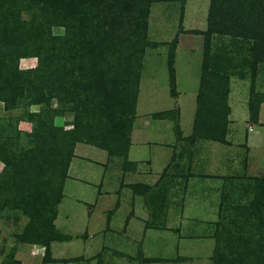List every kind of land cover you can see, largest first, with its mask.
Listing matches in <instances>:
<instances>
[{
  "label": "rangeland",
  "instance_id": "obj_1",
  "mask_svg": "<svg viewBox=\"0 0 264 264\" xmlns=\"http://www.w3.org/2000/svg\"><path fill=\"white\" fill-rule=\"evenodd\" d=\"M209 3L210 0L153 1L150 4L147 19V43L144 44V54L138 59L139 61L134 56L129 58L131 62L138 63L135 66V71L138 73V77L136 76L137 82L135 83L134 78H132L134 81H130L131 85H129V88L136 90V102L138 101L137 105H135L136 114L139 117V115L147 111H160V116L167 118L163 121L157 119L154 121L163 122L161 123V134L151 131L145 135L162 139L170 144H174V141H176V145H172L174 152L172 156L175 155L174 157L178 156L179 158L181 156V159L178 158L179 164L177 168L175 167L177 174H180V176L200 175L198 171H193L192 168H189L188 159H186L189 155L187 145H193V140L201 142L203 139H211L209 136L200 135L205 131V126L201 125L202 118L197 119L196 130L193 127L195 119L194 122L192 121L195 110L197 111L201 107L206 109L207 106H210L213 113L219 112L218 123L213 127H215L214 129L218 132V135H221L222 131L225 132L230 113L229 109H231L227 99L229 73L227 70L225 71L226 73L218 72L225 66L227 68L232 66L231 62H234V60H230L231 62L228 64V60L222 61V58H229V53L234 50L230 48L236 46L235 50H239L234 55L238 60L237 63H245L247 55L249 61L251 60L249 70L248 66L241 64L238 67L239 71L247 69L253 72V66L255 68L252 62L253 57L250 53L252 41L247 42V40L239 37L214 33L210 35L208 43H205ZM19 11L20 13L17 15L21 19H33L31 11L24 9ZM7 15H10L9 11ZM5 19V15L1 13L0 22ZM126 26L119 31H115L116 34L124 38L130 37L134 40L136 36L131 33L133 25L129 24V26ZM109 28L108 24L103 27L104 30H109ZM64 33L62 26L51 27V34L53 35H62ZM108 33L110 34V30ZM210 39L212 40L210 41ZM174 41H176V44L172 48ZM141 42L144 43L143 41ZM210 42L214 43L211 45ZM140 45L141 43H139ZM51 46L50 42L43 44L41 49L42 56L49 53ZM211 46L218 52L215 53L214 57H208L204 60V52ZM2 52L8 57L12 55V51L8 48H4ZM65 52L59 53L55 51L52 56L44 58L43 67L40 65L39 56H36L33 51L18 60L17 66L20 70H37L39 67L41 68L40 71H37L39 82L45 85V94L52 97V99L50 100L51 102L45 101L43 104H33L29 102L28 97H25L18 100L16 106L10 109H5L3 107L4 102L0 100V134L9 138L6 147L12 149L15 153H22L33 148L34 139L30 133L33 132V128L38 125L39 121L52 119L56 126H62L66 130L74 128L72 119L74 116L75 93H73V89L68 88V85L72 78L84 80L83 73L87 76L86 70L90 60L84 55L83 51L80 53V51L75 50L72 54ZM171 52H173L172 66L178 78V86L175 76L174 90L171 89L169 91L171 87L169 76ZM106 57L107 63L110 64L114 61L112 55L107 54L105 55ZM51 63L56 64L53 67L57 70L60 77L59 84L61 86L59 87L52 82L55 79L52 76V70H50L52 69ZM4 65L7 66L6 63ZM82 66L85 70L81 69ZM48 69L50 70L49 72ZM111 71V74L115 72V70ZM235 71L237 72V70ZM241 73L243 75V72ZM237 75H239L238 72ZM249 75L246 78L247 81L250 79ZM203 77L208 79L207 84L205 82L200 83ZM87 78L90 77L87 76ZM92 79L90 78V80ZM243 85L246 88L250 87L247 82ZM201 87L203 93L199 95ZM256 88L255 86V90ZM57 89H59V93H56ZM77 90L87 91L82 90L80 87ZM92 91H97V86L94 85L88 88L89 95H92ZM249 91H254V87L251 86ZM196 92L198 95L195 98ZM58 94L60 96L57 97L56 95ZM252 97L251 95L250 99ZM254 102H256L255 99ZM248 104L247 122L253 123L258 118L259 106L252 105L251 102ZM60 110H70V112L60 115ZM96 114L98 115L99 113L96 111ZM91 116L88 118H91ZM98 118L95 115L93 121L97 120L98 122ZM144 119L146 120V118ZM139 121L144 120L140 118ZM97 122H92V124H102ZM204 125H207V122ZM5 140L3 139L4 142ZM210 144L217 146V148L223 146L212 142ZM79 147L80 150L77 153L80 152L82 155L89 153L88 150L90 152L93 150L89 146L80 145ZM209 152L212 155L211 158H214L215 153L211 147ZM231 157L234 158V161H230V163L234 164L233 171L230 170L231 167L229 166L228 168L230 169L224 168L225 176L210 175L209 177L212 178L210 183L190 185L187 191L183 190V180L181 179L178 182V188H175L177 190L175 192L176 199L171 202V205L164 206L171 197L173 198V194L170 193L173 189L169 186L170 182L168 181L166 186L169 187L165 190L166 194H161L163 205L159 206L156 200V203L150 202L153 205L151 207L149 206L150 203L147 202L146 210L138 211L141 218L145 220L148 218L146 213H149L148 215L150 216V212H152L148 219L149 225H144L146 228H150V232L149 234L147 233L146 237L144 236V240L142 238L139 242L140 249L144 248L143 254L146 257H142L136 247L123 248V242H114L112 244L113 247L116 244V248L122 247L130 255L125 256V258L121 257L120 254L112 255L110 252L103 250L96 257V264H238V255L243 250L242 246L249 244L256 250V253L260 254L261 249L258 247L264 245V209L257 213H249L248 208L251 205L250 202L253 201L257 194L258 180H264V139L260 141V144L258 143L257 147H252L248 152L247 148L243 147ZM171 163L172 161L162 169L165 174L170 172L171 168L168 165ZM248 163L251 164L247 167ZM216 165L219 167L222 163L217 162ZM84 167L88 168L87 163L80 162L82 170H80L79 176L92 187V192L88 198L90 199L89 201L94 203L97 185L104 171L102 166L94 169H83ZM4 169V164L0 161V179ZM112 173V168H109L105 173V178ZM218 178L220 179L218 180ZM86 182H80L79 184L68 182L66 184V196L60 206V210H62L60 216L62 218L65 215L68 216V220L64 225L66 229L61 228L65 231L74 232L85 223L86 208H80L76 204L75 195H77L79 187H86ZM155 192V195L159 196L160 192ZM100 201L99 199L93 211L95 215H99V211L104 208L102 201ZM169 212L172 215L171 218L167 217ZM28 222L29 217L21 210L5 208L1 211L0 264H42V255L46 259L45 245L24 243L16 237L17 234L23 231ZM259 224L262 225L261 228H258ZM238 235L243 242H237L236 236ZM79 243L75 241L65 243L70 245L66 248V254L64 255L77 254V247L78 249L82 247ZM107 243L109 242L106 241L104 244L106 245ZM98 249L101 248L98 247ZM89 251L91 250L89 249ZM28 252H30L29 255L26 254ZM99 252L100 250L96 251L95 254Z\"/></svg>",
  "mask_w": 264,
  "mask_h": 264
},
{
  "label": "trees",
  "instance_id": "obj_2",
  "mask_svg": "<svg viewBox=\"0 0 264 264\" xmlns=\"http://www.w3.org/2000/svg\"><path fill=\"white\" fill-rule=\"evenodd\" d=\"M153 1L0 0V14L6 17L0 22V100L4 102L5 109L15 107L18 100L25 97L33 104L51 102L52 99L46 96L45 85L39 82L37 71L41 68L20 70L17 66L19 58L33 51L39 56L42 65L44 58L52 56L55 51L72 54L78 50L80 53L83 51L90 60L86 74L93 79L90 80L83 73L84 80L72 78L68 85L75 93L72 119L74 128L66 130L56 126L52 119L39 121L30 133L34 139L33 148L22 153L7 148L9 138L0 134V161L5 167L0 179V214L5 208L21 210L26 214L29 222L16 237L24 243L45 245L46 255L49 254L50 241L57 237L53 220L56 206L62 198L63 184L75 144L84 141L116 153L126 150L136 105V90L129 88V85L130 81L135 80L136 83L138 77L135 71L138 63L131 62L129 58L134 56L139 61L144 54L147 19ZM21 9L31 11L33 19H21L17 15ZM8 11L10 15H7ZM107 24L110 26V34L109 30L103 29ZM129 24L133 25L131 33L136 36L134 40L115 32ZM52 26H62L65 33L51 34ZM214 33L252 41L250 53L253 65L264 62V0H210L206 44ZM47 42L52 46L49 53L42 56L41 49ZM175 44L176 41L172 48ZM4 48L12 51V55L8 57L2 52ZM107 54L114 57L110 64L105 58ZM172 62L173 52L170 55L169 76L171 89L174 90L175 70ZM51 65L50 70L55 79L52 82L59 87L60 77L53 67L56 64ZM81 69L85 70L83 66ZM111 70L115 72L111 74ZM202 82L207 84L208 79L203 77L200 80ZM94 85L97 91L89 95L88 88ZM78 87L87 91H78ZM58 90L56 93H59ZM202 93L201 87L199 95ZM68 112L70 110L59 111L60 115ZM90 115L91 118H88ZM95 115L99 117L98 122L93 121ZM218 117L220 113H213L212 107H201L196 111L195 130L197 119L202 118L201 125L205 126V131L200 135L224 141L221 138L224 132L218 135L213 127L217 125ZM206 122L207 125H204ZM3 139H6L5 142ZM257 185V194L250 202L249 213L264 209V180H258ZM261 226L259 224L258 228ZM236 240L243 242L239 235ZM242 248L238 264H264V245L258 247L261 249L260 254L250 244Z\"/></svg>",
  "mask_w": 264,
  "mask_h": 264
},
{
  "label": "crops",
  "instance_id": "obj_3",
  "mask_svg": "<svg viewBox=\"0 0 264 264\" xmlns=\"http://www.w3.org/2000/svg\"><path fill=\"white\" fill-rule=\"evenodd\" d=\"M211 40L212 39H210V41ZM213 43L210 42L211 45ZM235 48L236 46L231 47L230 49H234L231 52L229 49V58H222V61L228 60V64L231 62L230 60H234V62H231L232 66L227 68V66L224 65L225 67L218 72L226 73L225 71L227 70L229 73L227 99L231 109H229L230 113L225 126V132L221 135L224 141L203 139L200 142L199 140H193L192 144L194 146L187 145L189 155L186 159H188L189 168H192L193 171H198L200 175L180 176V174H177L175 167L177 168L179 164V157L177 155V157H174L175 155L172 156L174 153L172 145H176V141H174V144H170L162 139H156L155 137L151 138L145 135L151 131L161 134V123L163 122L154 121L156 119L163 121L167 118L161 117L160 111H147L143 113L144 115H139L144 121H139L140 118L138 114H136L135 107L132 125L127 136V147L123 153H116L112 150L109 151L107 148L84 141L76 143L63 184L62 198L57 205V213L53 221L55 230L57 231V237L49 244V254L46 256V259H44L42 255V264H96L97 261L95 259L103 250L110 252L112 255L120 254L121 257H125L130 254L126 253L123 248H130L131 246L136 247V250L142 257H146L145 254H143L144 248L140 249L139 242L142 238L144 240L147 233L149 234L150 232V228H146V226L149 225L148 219L152 215V212H150V216L148 215L149 213H146L148 218L145 220L141 218L138 211L146 210L147 202L156 203L157 200L159 206H162L163 200L161 194L165 193V190L170 186L173 189L170 191V193L173 194V198L171 197L164 206L171 205V202L176 199L175 192H177V190H175V188H178L179 180H183L182 187L185 191L193 184L201 185L210 183L212 181H210V179H212L209 177L210 175H224V170L230 169L228 166L231 167L230 170L233 171L232 168L234 164L230 163V161H234V158H232L231 155L237 154L243 147H246L248 152L252 147H257L258 143L260 144V141L264 139V62L257 63L255 68L253 66V72L251 70L248 71L251 60L249 61L247 55V60H245V63L241 64L248 66V70L239 71L238 67L241 66V64L237 63L238 60L235 58L236 56H234L239 50L236 51ZM217 52L218 50H215V48L213 49L212 46L209 47L204 52V60L208 57H214ZM235 70H237L239 75H237ZM241 72H243V75ZM248 75L250 77V83L249 80L247 81L246 79ZM175 76L178 86L176 72ZM246 82L250 87H254V91H249L250 87H244L243 84ZM255 86L257 87L256 90ZM169 91H171V87ZM177 91L179 90L177 89ZM170 94L172 95L171 92ZM197 95L198 93L196 92L195 98ZM251 95L253 97L250 99ZM253 98L256 102H254ZM249 102H251L252 105L255 104L259 106L258 118L254 120L253 123L247 122ZM195 112L196 110L194 111L192 122H194L195 119ZM144 118H146V120ZM210 142L223 146L217 148V146H213ZM189 144L191 143L189 142ZM80 145L89 146L93 150H91V152L88 150L89 153L82 155L80 152L77 153V151L80 150ZM210 147L215 153L214 158H211L212 155L209 152ZM179 159H181V156ZM170 161H172V163L168 166L171 170L165 174L162 169H164ZM80 162L87 163L88 165V168L84 167L83 169H94L95 167L102 166V170L104 171L97 185L94 203L89 201L90 199L88 198L90 196L89 194L92 192V187L79 176V172L82 170L80 168ZM217 162L222 163V165L218 167V165H216ZM250 164L251 163H248L247 167ZM109 168H112L113 173L105 178V173ZM219 179L220 178H218V180ZM168 181L170 185L166 186ZM68 182L76 184L86 182V187H79L77 195H75L76 204L80 208H86V219L83 226L78 227L74 232L61 229L65 228L64 225L68 220L67 215H65L64 218L60 216L62 211L60 210V206L66 196V184ZM88 183L91 184L90 182ZM154 190L158 193L160 192L159 196L155 195L156 192ZM99 199L102 201L100 202L103 203L102 206L104 208L99 211V215H95L93 211ZM149 206L153 207L151 203ZM171 216L169 212L167 217L171 218ZM70 241L80 242L79 245L82 247L81 249L77 247V254L65 256V250L68 248V245H70L65 243ZM102 241H104V243L106 241L109 243L105 245ZM114 242H123V248H116V244H114L113 247L112 244ZM98 247L101 249H98ZM89 249L91 251H89ZM82 250L84 251L82 252ZM98 250H100V252L95 254ZM29 253L30 252L26 254L29 255ZM15 259L19 260L18 258Z\"/></svg>",
  "mask_w": 264,
  "mask_h": 264
}]
</instances>
